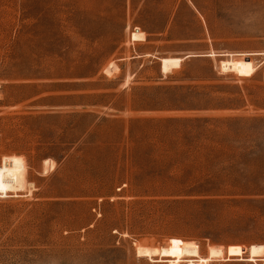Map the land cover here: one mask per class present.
<instances>
[{"label": "rangeland", "instance_id": "obj_1", "mask_svg": "<svg viewBox=\"0 0 264 264\" xmlns=\"http://www.w3.org/2000/svg\"><path fill=\"white\" fill-rule=\"evenodd\" d=\"M0 167V264H264V0H0Z\"/></svg>", "mask_w": 264, "mask_h": 264}, {"label": "bare ground", "instance_id": "obj_2", "mask_svg": "<svg viewBox=\"0 0 264 264\" xmlns=\"http://www.w3.org/2000/svg\"><path fill=\"white\" fill-rule=\"evenodd\" d=\"M181 62L182 59L180 58H165L161 60V68L166 73V71L168 72L169 70L178 68L181 65ZM221 67L225 72L226 70H229L236 74L250 73L256 69L253 62L244 59H232L230 61L221 62ZM26 180V171L24 169L16 167H0V197H7L9 193L25 191L27 188ZM137 254L139 257L152 258L153 256H158L160 252L158 249L143 246L140 247L139 245ZM196 256V244L184 243L181 246L179 258L170 261L169 264H179L184 258L187 259L186 264H207L210 261L209 259H193V257ZM256 258H261L264 262V245L252 246L249 250V256L245 261L255 262Z\"/></svg>", "mask_w": 264, "mask_h": 264}, {"label": "trees", "instance_id": "obj_3", "mask_svg": "<svg viewBox=\"0 0 264 264\" xmlns=\"http://www.w3.org/2000/svg\"><path fill=\"white\" fill-rule=\"evenodd\" d=\"M205 105H201L200 108H207L209 106V104L207 102L204 103ZM220 108H222V105L218 106ZM232 120H236V119H232Z\"/></svg>", "mask_w": 264, "mask_h": 264}, {"label": "snow or ice", "instance_id": "obj_4", "mask_svg": "<svg viewBox=\"0 0 264 264\" xmlns=\"http://www.w3.org/2000/svg\"><path fill=\"white\" fill-rule=\"evenodd\" d=\"M174 244H179L180 242L179 241H173Z\"/></svg>", "mask_w": 264, "mask_h": 264}]
</instances>
